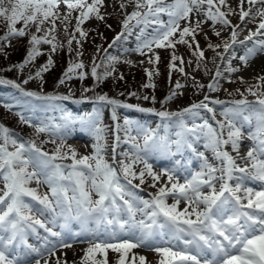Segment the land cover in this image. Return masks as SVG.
<instances>
[{
	"label": "snow or ice",
	"instance_id": "snow-or-ice-1",
	"mask_svg": "<svg viewBox=\"0 0 264 264\" xmlns=\"http://www.w3.org/2000/svg\"><path fill=\"white\" fill-rule=\"evenodd\" d=\"M103 5L104 0H0V18L7 22L6 32L0 35V50L5 43L10 45L14 37L28 36L32 47L27 57L22 63L12 65L23 71L42 54L39 45H51V52L64 47L55 35H51L63 26L71 52L73 41L82 47L81 41L88 36L82 28L85 21L93 17L100 21L105 19L101 13ZM129 5L132 6L130 12L127 11ZM119 7L124 10L122 31L109 48L121 39L126 40L134 29L139 28L136 47L125 49V52L135 51L148 56L150 64L160 60L154 47L175 49L177 44H182L192 50L196 68L203 65L205 72H210L205 62V50L196 37L204 32L203 25L209 22L216 37H221L223 30L230 29L229 35L220 42L207 44V48L214 52L213 63L219 58L220 64L226 65L223 69L220 64L216 65L212 82L207 85L209 91L218 90L221 79L235 82L231 74L240 72L241 68L233 66L234 58L248 67L257 55H264V0H238L237 7H233L229 0H119ZM165 15L167 20L162 18ZM231 16H238L240 23L233 24ZM73 18L76 24L69 32ZM19 22L23 26L18 28ZM250 23L256 24L255 30L248 28L247 35L240 39ZM29 25L35 27V32L30 31ZM217 25L221 27L218 29ZM41 32L43 35L37 34ZM237 45L244 50L238 57ZM105 52V71L98 73L100 65L95 63L91 68V75L97 82L113 76L115 65L121 59L107 54V50ZM82 54L77 51L78 56ZM177 61L181 64L178 70L184 73V58L175 52L169 67L176 69ZM53 63L50 56L34 75L29 73L23 83L33 79L42 81L43 73L48 72ZM84 68L83 61L70 62L59 83L73 79L74 74L80 79L85 78L87 73L77 72ZM145 71L149 82L143 87L154 88L153 71ZM119 78L123 79V76ZM192 79L194 87H205L194 77ZM238 79L248 85L245 91L256 97L255 101L248 100L237 88L241 99L224 101L205 95L198 103L171 112L130 105L106 94L97 96L98 101L112 106L114 121L118 120L117 108L120 107L154 112L161 118L158 128L162 127L165 133L161 136L157 129L145 128L125 118L123 126L116 124V131L119 133L124 128L125 139L131 144L132 151L119 153L123 159L116 161V148L121 142L117 134L113 163H109L105 157L106 128L101 126L99 109L94 108L85 116H73L62 104L55 103L70 99L69 96L27 91L14 80L0 78V84L12 85L25 98L24 110L17 115L21 123L34 129V138H24L0 124V181L4 184L0 189V264H50V261L51 264H67L56 253L59 249L72 248V243L66 242L63 235L70 220H79L83 225L82 231L73 233V239L82 232L91 237L82 264H109V251L116 254V264H154L146 255L133 252L134 249L154 252L159 258L155 264H264V74L253 78L257 81L255 84L243 77ZM182 87L184 85L177 81L175 88ZM177 94L176 91L170 92L164 103ZM129 95L137 96V93ZM142 98L149 99L148 96ZM151 99L155 102L154 96ZM36 100L44 102L46 108L59 109L61 122H46L36 117ZM209 104L223 106L221 115L224 120L216 119V109ZM254 105L259 108L255 112L257 127L250 133L253 143L244 155H240L243 122L250 121V116L245 113ZM4 107L11 110L14 105L5 104ZM202 110L212 114L215 126L201 117ZM198 118L201 123L196 122ZM77 121L91 129L95 138L91 154H79L61 136ZM133 125H136L138 135L143 136V144L136 143L137 136L130 135ZM172 127L176 128L175 140L169 139ZM41 134L59 136L61 143L50 153L43 145L55 144V140H40L38 143ZM201 141L204 151L195 146ZM173 145L178 153L191 150L200 162L198 170L184 168L182 171L180 161H176L172 168L154 170L147 157L164 148L172 154ZM229 145L231 152L227 148ZM206 152L211 153V159ZM68 160L71 163L65 162ZM146 183L157 188L149 199L137 194ZM32 184L36 186L31 187ZM42 186H46L47 191L42 192ZM37 213L46 219L38 218ZM61 220L64 222L59 223ZM89 224L94 226L89 227ZM57 227L61 230L56 231ZM41 229L47 235L41 236ZM31 235L42 241L39 247L29 243ZM102 236L107 239H101ZM112 240L118 242H110ZM98 255L101 258L98 259Z\"/></svg>",
	"mask_w": 264,
	"mask_h": 264
},
{
	"label": "rangeland",
	"instance_id": "rangeland-1",
	"mask_svg": "<svg viewBox=\"0 0 264 264\" xmlns=\"http://www.w3.org/2000/svg\"><path fill=\"white\" fill-rule=\"evenodd\" d=\"M63 10L64 9L62 8L61 11ZM127 11H132L131 5H129ZM101 13L105 16L103 21L93 17L83 23L82 28L88 32V36L81 41L82 47L73 41L72 51L70 52L67 46L68 37L65 35L63 26H59L56 32L51 35H55L57 40L63 43L64 47L58 48L55 52H51V45H39L38 47L42 54L37 56L31 64L26 65L23 71L19 70L18 68H13L12 65L22 63L27 57L28 50L32 47V45L29 43L28 36L12 38L10 45L5 43L3 45V50H0V78L5 80L16 79V83L21 84L22 87L27 91H35L41 94L69 96L70 99L56 101L55 103L62 104L65 109L73 114V116H85L86 114L91 113L94 108L99 109L101 113V126L106 128L105 137L107 141V148L105 151V157L109 163H113L112 152L113 145L116 142L115 138L117 134L120 136L121 142L116 148V161L118 162L123 159L119 153L132 151L131 144L125 139L124 128L122 127L119 133L116 131V124L119 123L121 126H123L125 118L136 121L139 125L145 128L157 129L159 135L161 136L164 135V129L162 127L158 128V126L161 125V118L158 117L154 112H141L137 108H117L118 120L114 121L112 119V106L107 105L105 102L98 101L96 99L97 96L106 94L109 98L116 97V99L130 105L131 101L140 99V101L143 102V106L145 107L155 108L157 111L167 110L171 112L180 111L182 108H186V106H189L197 99L201 101L204 99L205 95L209 96L211 99H219L224 101L242 98L236 89L238 88L240 92H244L248 85L241 83L238 78L234 77L237 73L231 74V79L235 81L234 83H229L227 79H221L219 81L221 87L218 90L209 91L207 88V85L212 82V75L215 72L216 65L220 64L219 58H217L216 62L213 63L212 57L214 52L212 49L207 48V44L209 42L217 43L220 42L221 39L225 38L216 37L214 32L211 33V27L209 30H206L203 33V36L200 35L201 33L198 34L201 39H198L201 48L205 50V62L207 63V68L211 70L210 72L206 73L203 65L200 69L196 68V58L193 56L192 50L185 45L184 48L180 50H176V48L172 49L167 47H154V52L159 55L160 60L158 63L152 64L148 62V56L141 55L135 51L125 52V49L130 50L136 47V35L139 32V28L134 29L133 33L129 35L126 40L121 39L116 45H114L112 48H109V44H111L113 39L122 31L121 22L124 19V10L120 9L119 0H104ZM73 15L75 17V13ZM164 20H167V18ZM57 24L59 25V21H57ZM75 24L76 20L73 18L71 25L69 26V32L74 29ZM209 24L210 22L203 25V28L207 27ZM109 25L111 27H109ZM21 26H23L22 22H19L17 27L19 28ZM45 27H47V25ZM216 27L219 29L221 26L217 25ZM29 29L31 32H35L34 26L29 25ZM6 30L7 22L0 18V35L6 32ZM148 31H151V28L148 29ZM222 32H227V29L223 30ZM205 33L207 34V38L205 37ZM37 34L43 35L42 32ZM51 35L49 38H51ZM77 39H79L78 33ZM165 49L167 50L165 51ZM185 49L187 51H185ZM105 50H107V54L120 56L121 59L120 62L115 65L116 71L113 76H110L101 82H97L95 77L91 75V68L93 63H95L100 65V67L97 69L98 73L105 71ZM77 51H81L83 54L78 56ZM216 51H222V49H217ZM173 52H175L177 56L184 58L185 63L182 66L184 67L185 72L187 70L190 72V76H187L189 80L188 82L186 81L185 72L181 73L178 70V68L181 66L180 61L176 62V69H171L169 67ZM50 56L54 63L48 72L43 73V80L41 81L40 79H33L29 80L27 84H24L23 81L28 78L29 73L34 75L36 69L45 64ZM126 60L131 61V63H125L124 61ZM80 61H83L85 68L83 70H77V72L84 71L87 73L85 78L80 79L78 78V74H74L73 79L66 80L64 84H60L59 81L64 76L65 71L69 67V63ZM188 61H192V63H188ZM234 65L237 67V64ZM220 67L223 69L226 67V65L220 64ZM146 69L153 71L152 83L155 84L154 88L143 87V85L149 82L147 72L145 71ZM121 75L123 76V79L119 78ZM9 76H13L14 79H10ZM225 76L227 77L228 74L225 73ZM193 77L197 83L204 84L205 87L203 89L194 87L192 79ZM177 81L184 85V87L176 89L175 85ZM248 82L253 83V81L250 80ZM85 89L90 90L85 91ZM172 91H176L178 94L171 101L164 103L165 98ZM132 92H136L137 96L140 94V96H154L155 102H153V100L146 101L140 97L136 98V96L129 95V93ZM112 93L116 95L111 96L110 94ZM244 94L245 96L248 95L246 92H244ZM225 97H228V99H225ZM24 99L25 98L22 97V94L19 92V90L14 88L12 85L0 84V124L12 129L18 136H22L24 138H34V129L27 124L21 123L19 116L17 115L18 112L24 110ZM5 104H12L14 107L9 110L8 108L4 107ZM34 104L36 105V117H39L46 122L49 120H52L55 123L61 122L60 117L62 113L59 111V109H53L51 107L46 108L44 102L38 100L34 101ZM140 105H142V103H140ZM209 107H215L217 120H224V117L221 115L223 106L209 104ZM258 108L259 107L257 106L255 111H251L250 117L252 116V118L257 119L255 112L258 110ZM211 115L212 114L208 113L206 110L201 111V117L203 119H208L210 123L214 124V121L211 119ZM196 122L201 123L202 120L198 118ZM189 124H191V121H189ZM73 126H75V123L70 125L69 129L61 133V136H63L66 144L74 146L81 155L91 154L93 151L92 144L95 143V138L92 135L91 129H87L90 131L89 133H83L79 136H75L71 134ZM252 128L249 130H252ZM175 131L176 128L172 127L170 128L169 133L174 135ZM250 133L251 132L248 131L247 136H249ZM130 135L137 136V140L135 142L143 144V136L138 135L136 131V125L132 126ZM53 139L55 140V144L48 142L43 145L44 150L51 153L55 149L56 145L61 143V138L59 136L49 137L47 134H41L37 142L39 143L40 140L51 141ZM169 139L171 140L170 136ZM173 139H176V137H173ZM229 147L231 148V146ZM161 150L164 155L167 156V149L164 148ZM65 162L71 163L70 160ZM148 162L153 165V168L156 171H161L165 168H168L167 164L155 166L153 161L148 160ZM135 183H139V181H135ZM30 186L35 187L36 185L32 184ZM3 188L4 184L2 181H0V189ZM150 188V191L153 189H155V191L157 190V188L151 187L150 183L142 185L140 189L148 190ZM41 191H47V187L42 186ZM144 194L145 195H142L141 197L145 198L147 196L146 193ZM96 198L97 197L95 194H93V199ZM171 202L172 200L169 199V203ZM36 215H38V213ZM37 217L41 219L40 216ZM153 254L156 257L155 261H157L159 258L154 252ZM114 257H116V254L112 251H109V264H116V259H114ZM97 258L99 259L101 257L98 255Z\"/></svg>",
	"mask_w": 264,
	"mask_h": 264
},
{
	"label": "bare ground",
	"instance_id": "bare-ground-1",
	"mask_svg": "<svg viewBox=\"0 0 264 264\" xmlns=\"http://www.w3.org/2000/svg\"><path fill=\"white\" fill-rule=\"evenodd\" d=\"M229 3L233 7H237L238 5V0H229ZM233 21V24H238L240 23L238 16H231L230 17ZM243 27V25H242ZM256 27V24H248L247 27L245 28V33L247 34V29L248 28H253ZM264 72V55H257L251 63L250 66L246 67L245 69L241 70L238 72V77H243L246 80L253 79L254 77L258 75H262ZM182 206V205H181ZM86 249V245H79L77 247H74L70 250V248L67 251H70V255H66L63 251H57L56 256L61 257L62 259L66 260L67 263H74L77 262L81 257L84 256V250ZM43 264V262H41Z\"/></svg>",
	"mask_w": 264,
	"mask_h": 264
},
{
	"label": "trees",
	"instance_id": "trees-1",
	"mask_svg": "<svg viewBox=\"0 0 264 264\" xmlns=\"http://www.w3.org/2000/svg\"><path fill=\"white\" fill-rule=\"evenodd\" d=\"M110 95L113 96V95H115V94L112 93V94H110ZM140 95H141V94H140ZM152 95H153V94H152ZM146 96H148V95H146ZM142 97H143V96H142ZM148 97L150 98V97H152V96H148Z\"/></svg>",
	"mask_w": 264,
	"mask_h": 264
}]
</instances>
